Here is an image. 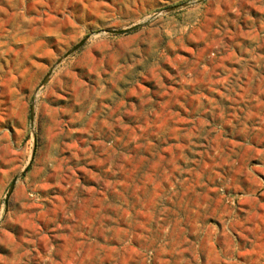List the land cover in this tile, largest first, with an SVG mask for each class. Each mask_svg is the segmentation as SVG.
<instances>
[{
  "label": "rangeland",
  "instance_id": "rangeland-1",
  "mask_svg": "<svg viewBox=\"0 0 264 264\" xmlns=\"http://www.w3.org/2000/svg\"><path fill=\"white\" fill-rule=\"evenodd\" d=\"M0 264H264V0H0Z\"/></svg>",
  "mask_w": 264,
  "mask_h": 264
},
{
  "label": "water",
  "instance_id": "water-1",
  "mask_svg": "<svg viewBox=\"0 0 264 264\" xmlns=\"http://www.w3.org/2000/svg\"><path fill=\"white\" fill-rule=\"evenodd\" d=\"M114 32H120V31H114ZM85 42H86V39L82 40V41H81L78 45H76L71 51H69V52L67 53L66 56L70 55L71 53H73L74 51H76L77 49H79L80 47H82V46L84 45ZM46 79H47V78H46ZM33 117H34V114H33V112H32V113H31V120H32V121H33ZM35 151H36V142H35V145H34V148H33L31 161L34 159ZM27 169H28V167H26V168L24 169L23 173H25V172L27 171ZM17 180H18V177H16V178L13 180L12 184H11V188H10V190L8 191V195H7L6 203H7L8 200H9V197H10V195H11V193H12L13 188L15 187V184H16Z\"/></svg>",
  "mask_w": 264,
  "mask_h": 264
}]
</instances>
